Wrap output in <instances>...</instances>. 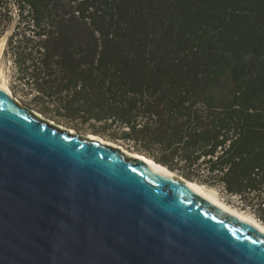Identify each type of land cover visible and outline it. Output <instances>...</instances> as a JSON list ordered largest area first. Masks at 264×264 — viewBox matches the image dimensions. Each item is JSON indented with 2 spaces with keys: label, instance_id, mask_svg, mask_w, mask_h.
<instances>
[{
  "label": "trees",
  "instance_id": "trees-1",
  "mask_svg": "<svg viewBox=\"0 0 264 264\" xmlns=\"http://www.w3.org/2000/svg\"><path fill=\"white\" fill-rule=\"evenodd\" d=\"M23 5L40 41L22 70L37 89L264 222V0Z\"/></svg>",
  "mask_w": 264,
  "mask_h": 264
},
{
  "label": "water",
  "instance_id": "water-1",
  "mask_svg": "<svg viewBox=\"0 0 264 264\" xmlns=\"http://www.w3.org/2000/svg\"><path fill=\"white\" fill-rule=\"evenodd\" d=\"M139 156L0 88V264H264L257 225Z\"/></svg>",
  "mask_w": 264,
  "mask_h": 264
},
{
  "label": "rangeland",
  "instance_id": "rangeland-1",
  "mask_svg": "<svg viewBox=\"0 0 264 264\" xmlns=\"http://www.w3.org/2000/svg\"><path fill=\"white\" fill-rule=\"evenodd\" d=\"M24 1L25 0H0V45H2V53L0 54V83L8 87V91L10 94L12 93L14 99H16L18 103L33 110L36 115L50 120V122L55 125L67 128V130L78 135H83V137H98V139L104 143L114 145L131 156L144 155L152 159L146 153L135 151V144L133 141L123 139L124 129L115 126L103 128V124H99V122L94 120L85 123L83 117H75L74 114L71 113L73 110L68 112L67 107L61 106L63 105V101H65L62 100L63 97H57V95L53 93L54 91L48 93L46 89L41 92L32 81L26 78V72L24 74L22 70L25 65L22 63L23 58H25L23 52H26V50L28 51L31 46L28 44V39H31L29 40L30 42L34 40V45H37L40 40L34 37V34H36L35 24L31 21L29 8L23 5ZM68 10L72 11L69 3L67 1L63 2L60 4L58 14L64 15ZM16 57H20L18 58L20 62H18V60L16 61ZM59 75L60 74L57 72H53L50 78L54 83L60 85L61 82L57 80ZM65 96L68 97L67 94ZM97 130L102 132V134L96 133ZM172 172L180 178H183L178 171ZM183 179L189 181L185 178ZM206 188L208 187L206 186ZM213 190L218 193L216 194L218 200L227 204V206L259 220L249 212L250 210H243L242 207L239 206L238 198L234 197L232 200H228L222 195L219 189ZM259 222L264 224V222L260 220Z\"/></svg>",
  "mask_w": 264,
  "mask_h": 264
},
{
  "label": "bare ground",
  "instance_id": "bare-ground-1",
  "mask_svg": "<svg viewBox=\"0 0 264 264\" xmlns=\"http://www.w3.org/2000/svg\"><path fill=\"white\" fill-rule=\"evenodd\" d=\"M1 43V42H0ZM4 43V42H3ZM2 53V45H0V54ZM0 88L3 90V91H6L7 93L10 94V92L8 91V87L3 84V83H0ZM12 95V93L10 94ZM13 96V95H12ZM40 117V116H39ZM92 138H98V137H92ZM100 140V139H99ZM132 157H141V156H132ZM150 165H152L155 169L159 170V171H162L163 173H166V174H171L173 175L174 173L172 171H169L166 167H163L162 165H158L156 163H154L153 161L151 160H146ZM193 183V187L195 188V190L200 193L201 195H203L204 197L210 199L212 202H214L215 204L223 207L224 209L227 210V213H230V214H234V215H237L239 217H241L243 220H246V221H249V222H252L254 223L255 225H257L259 227V229L261 231L264 232V224L259 222V220L255 219L254 217L250 216V215H246L244 214L243 212H240L236 209H233L229 206H227V204H224L223 202H221L220 200H218V198L216 197V194H218L216 191L214 190H211V188H206V186H202V185H199V184H196L195 182H192Z\"/></svg>",
  "mask_w": 264,
  "mask_h": 264
}]
</instances>
